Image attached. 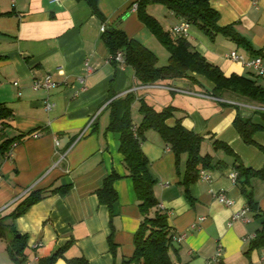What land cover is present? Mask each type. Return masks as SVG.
<instances>
[{
	"label": "crops",
	"instance_id": "crops-1",
	"mask_svg": "<svg viewBox=\"0 0 264 264\" xmlns=\"http://www.w3.org/2000/svg\"><path fill=\"white\" fill-rule=\"evenodd\" d=\"M134 1L97 0L100 19L91 13L87 0H0V104L12 112L4 134L7 138L31 134L10 156H0V219L7 231H14L25 243L14 261L8 253L12 239L9 235L0 238V260H5L0 264H39L40 258L69 241L64 253L67 260L83 257L89 264H120L132 256L141 216L131 180L121 178L114 183L117 202L111 208L99 204L96 196L112 170L125 174L118 136L106 128L109 103L130 93L136 126L141 119L133 110L140 100L155 110L172 106L175 111L167 126L179 122L200 135V153L212 156L210 168L204 170L208 179L199 178L186 191L182 184L185 158L177 167L174 154L159 135L153 130L144 134L141 150L156 181L154 194L168 214L173 233L184 236L174 243L172 261L205 264L221 247L224 264H264V249L249 250L260 219L249 213L248 223L231 221L234 213L247 207L240 186L230 178L233 158L212 147L214 141L224 143L245 167L264 169V151L245 144L233 127L238 112H247L242 105L264 108L235 98H214L210 94L213 84L196 74L190 75L197 83L182 82L187 88L171 90L174 82L168 81L141 85L130 66L112 62L102 39L103 26L121 30L144 45L157 62L164 48L139 20L132 9ZM209 5L218 14L217 26H232L242 41L220 33L211 39L190 26L184 38L191 49L225 76L251 77L264 87V78H255L248 68L228 58L231 51L246 59L264 58V0L256 6L250 0H209ZM163 8L166 5L154 2L147 12L177 38L171 29L181 19L168 8L166 15ZM48 76L53 88H33ZM45 100L54 105L50 110L45 109ZM252 122L264 127L260 116L252 117ZM253 140L264 147V130L255 133ZM60 155L64 157L55 166ZM68 184L71 189L65 195H50L19 218H7L29 191ZM251 191L264 212V180L253 179ZM219 192L233 201L231 207L215 199ZM55 264L66 262L60 259Z\"/></svg>",
	"mask_w": 264,
	"mask_h": 264
},
{
	"label": "trees",
	"instance_id": "trees-1",
	"mask_svg": "<svg viewBox=\"0 0 264 264\" xmlns=\"http://www.w3.org/2000/svg\"><path fill=\"white\" fill-rule=\"evenodd\" d=\"M154 2L166 5L168 10L177 18L185 20L190 26L199 29L211 39L220 33L235 42L242 41L233 32L232 26L223 28L217 26L218 14L211 9L209 0H138L136 10L138 18L166 48L169 53L168 63L163 67H157V58L144 45L129 39L121 30L106 27L102 39L109 50L112 62H115V55L121 53L123 64L133 69L134 76L141 85H155L163 81L197 83V80L190 75L196 74L203 76L213 84L214 88L210 91V94L214 98H235L264 108V87L251 77L234 74L225 76L219 67L208 62L192 50L183 36L172 38L171 34L165 32L159 22L147 12V6ZM87 3L91 13L102 19L97 8V0H87ZM133 102L134 96L130 93L123 98L112 100L108 105L109 123L106 130L118 136L119 153L122 156L125 174L121 176L112 170L103 180L100 189L96 191V196L99 204L111 208L117 202L114 183L121 178H128L132 182L141 222L133 236V254L130 258L123 259L120 264H175L170 257V253L175 249L176 235L168 223L167 212L161 208L154 194L156 181L149 173V162L141 150L144 134L149 130L155 131L161 141L174 154L177 167L182 158H185L182 184L186 191L189 185L199 179L201 170L210 168L212 156L200 153L203 142L200 135L186 130L179 122L173 127L167 126L166 121L174 115V107L167 106L161 110H155L151 105L140 100L138 112L141 115V121L136 126L131 118ZM236 108L238 109L239 106H236ZM241 112H238L233 121L234 129L245 144L256 146L264 151V147L257 145L253 140L254 134L264 130V127L252 122L253 114L250 117H242ZM256 112L264 120V110H257ZM11 118V110L1 103L0 135L3 139L0 142V156L7 154L13 146L31 136V134H27L13 138L5 137L4 132L10 127ZM212 147L213 150H222L227 156L233 158L232 170L237 174L235 183L240 186L241 193L247 200V208L250 213L256 214L255 217L260 219V227L249 243V250L264 249V212L259 210L251 191V181L253 179L264 180V169L257 171L245 167L240 158L224 143L214 141ZM70 189L71 184L29 191L22 199L17 201L16 206L7 215V218L13 221L24 215L29 208L44 198L53 194L63 196ZM11 232L13 233L12 246L8 249V253L10 258L16 261V256L24 250L25 243L22 237L16 238L14 231ZM5 235L6 225L3 223L2 218L0 219V238L5 237ZM70 244L71 241L57 249L50 256L40 258L39 264H55L60 259L64 260L66 264H89L83 257L65 259L64 253Z\"/></svg>",
	"mask_w": 264,
	"mask_h": 264
},
{
	"label": "built area",
	"instance_id": "built-area-1",
	"mask_svg": "<svg viewBox=\"0 0 264 264\" xmlns=\"http://www.w3.org/2000/svg\"><path fill=\"white\" fill-rule=\"evenodd\" d=\"M51 1L53 3L58 2V0H51ZM250 2L253 6H256L258 4L259 0H250ZM137 7H138V0H135L132 4V9L134 11H136ZM105 29H106V27L103 26V29H102L103 32ZM189 29H190V24L188 22H186L185 20L181 19V21L178 24H176L172 27L171 33L173 35H176V36L186 37L188 35ZM228 58L231 61L241 63L243 66L248 68L255 76H257L259 78H264V58H262L261 56H256V57L246 59L244 56L238 54L236 51H231L228 54ZM114 61L116 63L123 64L121 53H117L115 55ZM88 71H91V69L89 67H88ZM54 86H55V84L50 80L49 76L46 77L43 82L36 81L33 84L34 89L43 88L46 91L53 88ZM177 89H179V88H176V87L171 88V90H177ZM53 106L54 105L51 102H49L47 100L44 101V107L46 110H50ZM241 108L251 109L252 107H250L248 105H242ZM37 136H38L37 134H34L32 137H37ZM55 145H57V142L55 143ZM15 146H13V148ZM12 149L9 150V152L7 153L8 156L11 155ZM63 157H64V155H60V159L57 163H55V166H57L62 161ZM236 176H237V174L234 171L230 174V178L232 179L233 182H235ZM199 178L208 179V176L204 170H201L199 172ZM215 199L220 204L224 205L225 207H231L233 204V201L231 199H228L227 196L225 195V193H223V192L217 193L215 195ZM249 213H250L249 209L247 207H245L241 211L234 213L231 216V221H240L242 223H248L250 221V218L248 216ZM183 238H184L183 235H177L175 237V240H176V242H181L183 240ZM205 264H224L221 247L217 248L216 252L210 258H208L205 261Z\"/></svg>",
	"mask_w": 264,
	"mask_h": 264
},
{
	"label": "rangeland",
	"instance_id": "rangeland-1",
	"mask_svg": "<svg viewBox=\"0 0 264 264\" xmlns=\"http://www.w3.org/2000/svg\"><path fill=\"white\" fill-rule=\"evenodd\" d=\"M164 9V11H165V14L167 15V13H166V11H167V8H163ZM167 50H166V48H163V50H162V52H160V53H158L157 54V56H158V58H159V60H158V62H157V67H160V66H162L163 64H166L165 62H166V60H167V57H168V54H167ZM164 66V65H163ZM232 99H234V98H232ZM132 107H133V105L131 106V109H132ZM138 107H139V102H138V106L133 110L134 112H133V115L135 114L136 115V113H138V115H139V112H138ZM244 110H246L247 112H249V113H251V114H253L252 115V117H253V119H256L257 117H259V115H258V113L256 112L255 113V111H257V110H262V109H259V108H251V109H245L244 108ZM140 116V119H141V115H139ZM141 121V120H140ZM3 138L1 137V135H0V142H1V140H2ZM204 153L203 154H205V151H203ZM12 233L11 232H9V231H7L6 230V235H9L10 237H9V240H11L13 237H12V235H11ZM1 262H3V261H5V260H0Z\"/></svg>",
	"mask_w": 264,
	"mask_h": 264
},
{
	"label": "water",
	"instance_id": "water-1",
	"mask_svg": "<svg viewBox=\"0 0 264 264\" xmlns=\"http://www.w3.org/2000/svg\"><path fill=\"white\" fill-rule=\"evenodd\" d=\"M163 1H170V0H163ZM173 86L176 88H179V89L187 88V84L182 83V82H174ZM240 115L242 117H250L251 116V114L249 112H241ZM17 238H19V235H17Z\"/></svg>",
	"mask_w": 264,
	"mask_h": 264
}]
</instances>
